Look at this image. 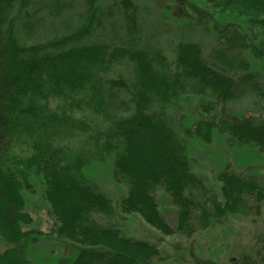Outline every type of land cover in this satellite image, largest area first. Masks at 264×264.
Returning a JSON list of instances; mask_svg holds the SVG:
<instances>
[{
	"label": "trees",
	"instance_id": "1",
	"mask_svg": "<svg viewBox=\"0 0 264 264\" xmlns=\"http://www.w3.org/2000/svg\"><path fill=\"white\" fill-rule=\"evenodd\" d=\"M96 2L0 0V239L10 246L0 252V264H36L27 256L26 240L35 232L27 229L33 218L23 193L34 177L44 185L57 235L78 247L67 264L162 260L159 245L97 221L115 208L85 170L107 155L114 180L127 191L120 212L140 215L165 236L193 234L196 220L206 227L227 216L258 214L264 203V176L224 169L217 195L193 172L187 153L188 139L208 141L214 128L233 144L264 152V116L229 110L246 95L264 101V75L253 65L264 64V0H208L221 14L239 9L256 18L246 28L223 24L209 55L182 35L172 61L155 40L163 22L150 36L136 0ZM82 5L85 14L68 32L29 43L39 24ZM189 8L190 32L214 23L207 9ZM162 25L177 32L169 20ZM121 66L130 70L128 78L107 77ZM191 94L202 99L194 129L177 125L170 110ZM214 113L215 119L206 117ZM159 189L176 209L175 225L161 209ZM240 264H264V258L246 256Z\"/></svg>",
	"mask_w": 264,
	"mask_h": 264
},
{
	"label": "rangeland",
	"instance_id": "2",
	"mask_svg": "<svg viewBox=\"0 0 264 264\" xmlns=\"http://www.w3.org/2000/svg\"><path fill=\"white\" fill-rule=\"evenodd\" d=\"M111 1L113 0H98L95 4L101 3L105 7ZM136 2L143 8V17L146 21L143 26L150 36H154L155 28L160 22L166 24L169 20L177 28V32L169 34L166 32L168 27L161 24L158 29L159 34L155 38L171 61L175 58L174 49L178 41L183 39L182 35L186 40L200 43L204 52L209 55L216 45L223 24L239 23L246 28L248 26L244 25L256 18L255 13L239 9L221 14L208 4V0H136ZM193 4L215 15L214 23L208 30L196 32L188 30L189 5ZM82 14H85L84 5L64 11L62 16L39 24L34 32L35 36L28 37L29 35L26 34V37L30 44H34L60 36L74 27ZM253 65L264 75L263 63L255 61ZM129 71L126 67H117L109 72L107 77L115 79L123 75L128 78ZM201 103L202 99L192 94L178 101L170 109L176 124L181 125L184 121L194 129L196 123L193 120L199 118ZM229 110L240 117H262L264 101L246 95L230 103ZM215 115V113L208 114L206 117L215 119ZM73 143L75 146L81 144L77 141ZM187 153L193 172L202 177L217 195H220L221 188L217 177L224 169L229 168L239 174L264 176V152L252 145L238 146L231 143L227 135L217 128L211 131L208 141L201 142L196 137L188 139ZM113 165L112 156L107 155L102 161H93L85 170L87 176L112 200L115 208L112 217L99 216L97 221L118 225L129 238L159 245L162 260L154 264H240L246 256L257 260L264 258V203L258 214L227 216L206 227L196 220L193 234L165 236L147 225L140 215H126L120 212L119 204L127 191L124 185L114 180ZM23 193L25 210L33 218V223L27 229L35 232L34 236L26 240L28 258L36 264H67L74 257L78 247L57 235L58 222L52 215L51 207L44 196V185L41 180L32 178V189H24ZM156 197L168 222L175 225L177 213L169 197L161 189L157 191ZM9 247L0 239V252Z\"/></svg>",
	"mask_w": 264,
	"mask_h": 264
}]
</instances>
